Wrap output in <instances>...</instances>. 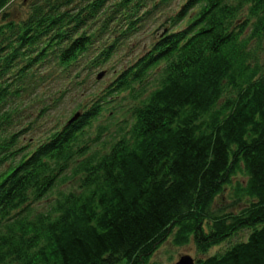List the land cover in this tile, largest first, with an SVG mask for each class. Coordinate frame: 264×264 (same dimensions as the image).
Masks as SVG:
<instances>
[{"label":"trees","instance_id":"trees-1","mask_svg":"<svg viewBox=\"0 0 264 264\" xmlns=\"http://www.w3.org/2000/svg\"><path fill=\"white\" fill-rule=\"evenodd\" d=\"M11 1L0 264H156L168 237L193 242L195 264H264V0H182L173 13L161 12L172 0H33L20 18ZM80 91L72 115L22 143L29 107ZM225 192L232 204L214 210Z\"/></svg>","mask_w":264,"mask_h":264},{"label":"rangeland","instance_id":"rangeland-1","mask_svg":"<svg viewBox=\"0 0 264 264\" xmlns=\"http://www.w3.org/2000/svg\"><path fill=\"white\" fill-rule=\"evenodd\" d=\"M33 0H12L10 5H8L7 9L13 16H19L22 17L23 15H26L29 9V6ZM182 0H172V2L166 6L162 7L161 12H169L173 13L174 9H177L178 6L181 4ZM167 16V14H163L162 18L157 21L159 23L162 19H164ZM155 27L154 25H151L149 27H146L145 31L142 33H139L138 35V41L137 43L134 42L131 45V50L136 53L142 49V44L147 43L150 40L152 29ZM262 45L264 47V41L262 42ZM260 57L264 59V53L260 54ZM112 77L111 72H104L101 78L94 77L93 80L97 83V86H101L104 84V82L108 81ZM96 86V88H97ZM46 91L47 95H51V86L44 87L43 88ZM41 94H39L37 97H39ZM86 95V94H85ZM83 94L82 91L71 93L70 96L66 97V101L64 100L55 110L48 109L47 111L42 112L41 108L42 106H34L29 107L28 109V116L27 121H30L31 124V133L27 134L25 136V139L22 140V143L25 144L29 138L32 137L33 142L38 141L40 138L45 136L51 131V127L57 122H63L66 118H68L71 113L73 112L76 105L79 103V101L82 99ZM31 99V98H29ZM28 99V100H29ZM34 98H32L33 100ZM46 107L51 106V102L45 103ZM57 190H65V184L56 186L51 191V197L56 194ZM230 193L225 192L223 195L220 194L216 197L214 203H213V209L217 210L221 207H230L232 204V199L229 198ZM47 206V201H38L32 205V208H37L43 210ZM230 209V208H229ZM217 249H211L208 254H212ZM182 255H189L193 258L197 257V253L195 250V246L193 242H188L184 245H175L172 242V238L168 237L163 243H161L158 248L155 250V252L151 255L150 261L154 262L156 264H173L178 260V258Z\"/></svg>","mask_w":264,"mask_h":264},{"label":"water","instance_id":"water-1","mask_svg":"<svg viewBox=\"0 0 264 264\" xmlns=\"http://www.w3.org/2000/svg\"><path fill=\"white\" fill-rule=\"evenodd\" d=\"M103 75V72H99L97 74V78H101V76ZM77 116V113H75L73 115V117H71V120L74 119ZM173 264H195V260L193 257L189 256V255H182L178 258V260L176 262H174Z\"/></svg>","mask_w":264,"mask_h":264}]
</instances>
